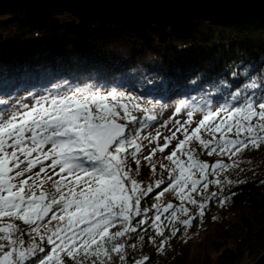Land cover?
Returning <instances> with one entry per match:
<instances>
[{"label": "trees", "instance_id": "16d2710c", "mask_svg": "<svg viewBox=\"0 0 264 264\" xmlns=\"http://www.w3.org/2000/svg\"><path fill=\"white\" fill-rule=\"evenodd\" d=\"M71 91L128 92L162 104L258 103L257 98H264V14L227 22L200 19L181 27L81 21L68 13L0 8V114ZM233 159L209 177L220 179V185L211 183L203 195L192 194L206 205L202 217L187 203L189 214L180 212L181 202L174 198L177 219L169 223L170 213H161L163 236L155 234L149 221L147 232L123 238L128 246L125 264L145 256L148 264H255L264 254V145L244 149ZM146 164L141 161L135 177L142 185L155 178ZM131 167L136 169L134 162ZM227 181L232 183H223ZM166 185L141 201L142 209H151L148 217L156 214V196ZM212 193L216 198L208 199ZM184 219H192L191 224L185 226ZM173 227L178 229L175 235ZM201 230L206 234L194 243ZM23 239L25 247L43 243L49 251L46 242L33 241L27 232ZM44 255L37 252L26 264ZM113 264H119L115 256Z\"/></svg>", "mask_w": 264, "mask_h": 264}, {"label": "snow or ice", "instance_id": "6c2138e0", "mask_svg": "<svg viewBox=\"0 0 264 264\" xmlns=\"http://www.w3.org/2000/svg\"><path fill=\"white\" fill-rule=\"evenodd\" d=\"M128 99L122 103V94L115 91L106 95L71 91L42 97L29 110L0 118V264H26L37 252L45 255L31 264H66V258L67 264H113L114 256L119 264H125L128 246L123 238L139 235V230L147 232L144 226L149 221L155 234L163 236L161 213H170L169 223L177 219L172 203L165 207L155 203L154 217L146 215L151 209L141 208L144 197L165 184V172L168 183L156 200L173 192L181 202L179 211L186 215L189 209L185 203L198 209L202 217L206 205L192 194L203 195L209 184L222 183L209 177L229 165L219 160L212 165L201 161L196 148L191 147L193 141L208 156L218 154L229 159L244 149L264 145V98H257L258 103L248 99L243 106L209 108L191 128L195 110L188 111L184 123L174 122L176 129L164 137L163 145L158 143L157 133V147L144 156L142 141L152 144L153 138L139 133L157 119L155 106L142 107ZM184 107L181 103L175 111L179 113ZM137 111L145 114L142 120L134 114ZM129 125L139 127L130 129ZM173 140H177L175 148L163 157L170 163H160L163 171L157 173L158 161L152 157L157 151L163 154ZM48 145L51 147L46 148ZM141 158L155 177L153 183L142 185L135 178L140 175ZM45 161L51 163L46 165ZM37 166L39 171L34 172ZM49 182L51 187L45 188ZM216 196L212 193L208 199ZM192 219L182 223L188 226ZM118 225L119 229L112 231ZM177 230L173 227L171 234ZM26 232L33 241L38 238L46 242L49 251L45 252L43 243L25 247ZM149 239L155 243L154 237ZM148 262L145 256L134 264Z\"/></svg>", "mask_w": 264, "mask_h": 264}, {"label": "water", "instance_id": "95a60500", "mask_svg": "<svg viewBox=\"0 0 264 264\" xmlns=\"http://www.w3.org/2000/svg\"><path fill=\"white\" fill-rule=\"evenodd\" d=\"M0 8L68 13L81 21L185 27L200 19L227 22L262 15L264 0H0ZM255 264H264V254Z\"/></svg>", "mask_w": 264, "mask_h": 264}, {"label": "rangeland", "instance_id": "374dc122", "mask_svg": "<svg viewBox=\"0 0 264 264\" xmlns=\"http://www.w3.org/2000/svg\"><path fill=\"white\" fill-rule=\"evenodd\" d=\"M116 92V91H115ZM66 93H70V92H64L62 94L59 95H63ZM108 92L105 93H101V94H107ZM118 95L122 94V103H128L129 99L128 98H132L133 102L139 103L142 107H148V108H152L153 106H155V110L154 113L157 116V119L155 121H149L147 123V126L144 127L141 131H140V135L142 137H150L153 138V143L149 144L148 140H143L142 143L144 145L143 148V155H149L151 149L156 148L157 147V142L155 141V137L157 135V133H160V138L158 143L160 145L164 144V137L166 136H171L172 132L175 131L176 129V125H175V121H180L181 123H184L188 117H187V113L188 111H194L193 114V120L191 122L190 128L191 127H195L197 122L202 119L203 115L205 114V112L207 110H209V108L211 109H216L218 107L221 106H225V105H220L218 107H212L208 104H204V105H199L197 106V104L195 103H190V102H183V101H178V102H173L171 104H162L158 101H153V100H147V99H143L140 98L138 95L134 94V93H128V92H116ZM50 98V97H49ZM181 103H183L184 105H186V107L181 109V112L177 113L175 111V109L177 107H180ZM36 101H31V102H27L24 103L20 106H16L14 108V111H25V110H29L31 107L35 106ZM12 111V112H14ZM12 112H9L8 114H0V118H8L10 116V114ZM135 115H137L139 118H141V120L143 119V116L145 115L144 113L141 112H135ZM166 125V126H165ZM133 127H139L138 125H129V128H133ZM177 137L179 139H183V135L181 132H177L176 133ZM202 136H205V133L202 131ZM229 136H233L232 133L229 134ZM217 138H219V133L217 134ZM177 143V140H173L171 145L169 146V148H167L165 150V152L163 154H161L159 151L156 152V155L152 157V159L154 161H158L157 163V167L156 168H160V163L163 164H169L170 162H168L166 159H164V156H167L168 154H170V152L175 148V145ZM47 147H51L50 145L46 146ZM191 147L196 148V154L198 155L199 159L201 161L207 162L209 165H212L214 163H212L209 159H216V161L218 159H221L225 162V164H232V161L234 160L233 157L231 159H229L228 156H222V155H218V154H213L212 156H208L206 154V150H203L202 148H200L198 146V142L193 141ZM205 152V154L203 153ZM35 155V154H34ZM179 155V154H178ZM183 159H186V157H182ZM141 161H144L141 158ZM51 163L50 161H45V164H49ZM147 163V162H146ZM147 165V164H146ZM39 171V166H37L34 169V172H38ZM51 170H49L50 172ZM58 171V169H57ZM252 174V173H251ZM43 173H41V176L43 177ZM57 178V177H54ZM165 182L168 183V179H167V173H166V177H165ZM167 186V185H166ZM165 186V187H166ZM51 187V183L49 182L48 184L45 185V188H50ZM177 198L175 196V193L173 192H167L165 193V195L163 197H161V199L158 201V203H160L161 207H165L168 203L172 202V199ZM178 199V198H177ZM51 215V214H50ZM55 223V222H53ZM204 234H206L203 230H201L200 232H198L197 234L194 235L195 239H194V243L198 242V239L203 236Z\"/></svg>", "mask_w": 264, "mask_h": 264}]
</instances>
